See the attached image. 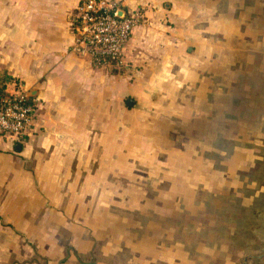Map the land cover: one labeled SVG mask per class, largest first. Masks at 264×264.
<instances>
[{"label":"crops","instance_id":"obj_1","mask_svg":"<svg viewBox=\"0 0 264 264\" xmlns=\"http://www.w3.org/2000/svg\"><path fill=\"white\" fill-rule=\"evenodd\" d=\"M117 1L123 11L142 12L144 22L124 46L122 65L98 68L71 51L79 0H0L4 93L24 96L33 108L17 143L0 138V264H92L95 254L94 264H109L107 257L112 264H186L185 254L157 245L152 233L185 206L195 209L183 171L203 163L195 140L180 139V125L211 127L225 117L249 125L254 116L231 114L234 104L263 108L264 6ZM257 117L263 123L264 114ZM242 143L248 148L238 152L250 160L263 149ZM217 144L211 148L223 150ZM173 188L179 202L172 210L164 202ZM124 214L138 220L128 227Z\"/></svg>","mask_w":264,"mask_h":264},{"label":"rangeland","instance_id":"obj_2","mask_svg":"<svg viewBox=\"0 0 264 264\" xmlns=\"http://www.w3.org/2000/svg\"><path fill=\"white\" fill-rule=\"evenodd\" d=\"M240 1L250 3L252 10L255 4L261 5V10L264 6V0ZM263 24L261 23L262 26ZM258 41L260 42L259 39ZM231 85L233 89V82ZM253 98L257 96L253 95ZM215 99L211 95L213 104ZM219 99V105H222L224 115H227L228 108H225L226 103L223 101L225 99ZM237 105L235 103L234 109L228 111L233 115L254 116V120H249L251 124L248 125V121L243 122L238 118L231 120L225 117L223 122L213 121L211 127L197 121H190L192 128L188 129L180 125L183 128L181 132L185 133L179 134L180 139H186L187 142L195 140L193 142L199 146L196 153L201 155L199 158H202L200 160L203 163L202 166L199 165L200 168L197 163H191V167L187 166L188 174L183 171V178L190 176L188 187L193 186L196 191V205L195 201L192 202L195 209L192 211L189 205L185 206V213L182 211L183 214H171L168 221L157 223L152 233L155 234L157 245L164 242V249L180 255L185 254L186 264H244L245 257L246 264H264V129L258 130L264 121L260 123L257 117L264 114V102L261 103L263 108L260 110L253 104L245 105L244 109L243 104L240 106L242 108ZM186 124L189 125L188 122ZM258 125L261 126L256 127ZM193 130L199 133L192 134ZM223 136L237 140L239 136L242 138H239L238 143L227 144L222 141ZM244 140L257 143V146L263 148L260 154H257L258 150L253 151L252 160L246 157L247 152H238L248 148L242 143ZM215 141L223 150L211 148ZM195 176L197 178L193 180ZM170 192V199L164 203L173 210L174 204L179 201L174 188ZM129 202L130 200H124L123 204L129 205ZM119 219L128 222V227L132 225L131 221L138 220L136 216L131 217L128 214L120 216ZM123 255L126 259L127 256ZM94 256L97 257L98 254L88 259V263L94 264ZM102 261L109 264L114 262L111 257Z\"/></svg>","mask_w":264,"mask_h":264},{"label":"built area","instance_id":"obj_3","mask_svg":"<svg viewBox=\"0 0 264 264\" xmlns=\"http://www.w3.org/2000/svg\"><path fill=\"white\" fill-rule=\"evenodd\" d=\"M123 6L117 0H79L71 19L75 32L71 51L88 57L94 67H120L124 46L133 29L144 22L142 12H126ZM32 113V106L22 95L0 98V138L17 143Z\"/></svg>","mask_w":264,"mask_h":264},{"label":"trees","instance_id":"obj_4","mask_svg":"<svg viewBox=\"0 0 264 264\" xmlns=\"http://www.w3.org/2000/svg\"><path fill=\"white\" fill-rule=\"evenodd\" d=\"M9 81V78L2 76L0 77V98H3L6 96L4 93L5 85Z\"/></svg>","mask_w":264,"mask_h":264},{"label":"water","instance_id":"obj_5","mask_svg":"<svg viewBox=\"0 0 264 264\" xmlns=\"http://www.w3.org/2000/svg\"><path fill=\"white\" fill-rule=\"evenodd\" d=\"M119 16L121 17L122 14H119ZM131 103H132V102H131L130 100H128V101L126 102V106H127V107H130ZM15 150L19 151L20 148L17 146V147L15 148ZM244 261H245L244 264H246V259H245Z\"/></svg>","mask_w":264,"mask_h":264}]
</instances>
